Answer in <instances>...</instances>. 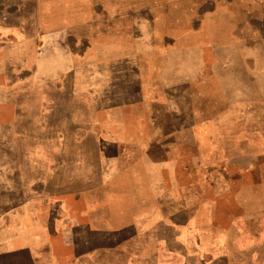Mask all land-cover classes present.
Segmentation results:
<instances>
[{
	"label": "rangeland",
	"instance_id": "obj_1",
	"mask_svg": "<svg viewBox=\"0 0 264 264\" xmlns=\"http://www.w3.org/2000/svg\"><path fill=\"white\" fill-rule=\"evenodd\" d=\"M19 5L32 63L0 64V264H264V0ZM72 177L98 204L75 243L49 221Z\"/></svg>",
	"mask_w": 264,
	"mask_h": 264
},
{
	"label": "crops",
	"instance_id": "obj_2",
	"mask_svg": "<svg viewBox=\"0 0 264 264\" xmlns=\"http://www.w3.org/2000/svg\"><path fill=\"white\" fill-rule=\"evenodd\" d=\"M22 1L23 0H0V64H2V61L4 60H8V59L12 60V58L15 59L17 57H22L25 60V64L27 59L30 61V63H32L31 62L32 58L30 55L31 50L28 51L27 49V46L32 43V38L30 34H27V30H26L27 25L25 22H22V25H18L17 23L13 22V19H10L11 17L13 18L15 14L18 16L19 14L18 8L21 9L19 3H21ZM16 62L17 61H15V64ZM26 67L27 66H25L23 75L26 74L27 72ZM181 80L182 83L187 81L190 82V80L184 78H182ZM142 82L143 81L141 74L139 77H137L136 84L138 85L141 84ZM26 85H27L26 81H24L23 84L22 83L20 84V86L23 88H25ZM16 112H18V110H16ZM24 114L25 116L22 119L24 120V123H26L27 120L26 111L24 112ZM12 167L13 166L9 161L0 162V177L2 171H5L9 175L11 171L17 170V168L13 169ZM8 175L5 176L4 181L9 180ZM85 178H86L85 180L90 181V176L88 174L85 176ZM76 182L77 179H74L73 177L72 180L70 178H67V182L66 183L64 182L63 185L64 187H69V186L73 187L71 188V190H69V188H65L67 190L66 194L70 193L72 197L68 198L67 196L62 195L53 204L51 203L50 219H49V221L52 220V222L54 219L60 220L64 225L63 226L64 234L68 236V240L70 241L72 240L74 243L77 242V237L80 236L79 232H76V229L79 227H83L80 223V218L83 217L82 213L86 212L89 226L92 227L95 220L97 219V211H98L97 210L98 204L95 197L91 198L88 196L87 200L84 199L81 200L82 196L80 190L78 187H75ZM0 186H3V183H0ZM103 205H106V203H104ZM184 214H186V212H184ZM106 218L107 217H105V219ZM128 224L129 221H127L125 225ZM22 250L29 251L28 248H24ZM8 264H17V263L13 261V262H8Z\"/></svg>",
	"mask_w": 264,
	"mask_h": 264
}]
</instances>
